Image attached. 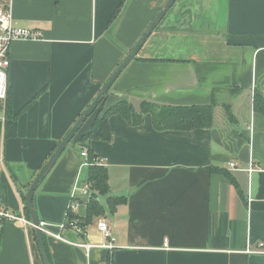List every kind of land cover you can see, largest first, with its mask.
Here are the masks:
<instances>
[{"label": "crops", "instance_id": "1", "mask_svg": "<svg viewBox=\"0 0 264 264\" xmlns=\"http://www.w3.org/2000/svg\"><path fill=\"white\" fill-rule=\"evenodd\" d=\"M166 1L13 0L16 24L44 37L10 46V120L0 136L7 206L26 214L31 182ZM256 91L264 95V0H177L100 107L213 103L214 124L157 129L151 113L138 125L112 114L113 138L88 147L108 168L110 195L126 196L115 210L99 196L113 247L103 246L95 216L82 232L64 228L69 242L45 236L51 264H107L110 255L113 264H264V253L246 251L264 242V112L254 107ZM83 147L71 141L39 184V220H66L73 188L88 176ZM251 163L260 170L249 173ZM35 234L7 223L0 264H44Z\"/></svg>", "mask_w": 264, "mask_h": 264}, {"label": "trees", "instance_id": "2", "mask_svg": "<svg viewBox=\"0 0 264 264\" xmlns=\"http://www.w3.org/2000/svg\"><path fill=\"white\" fill-rule=\"evenodd\" d=\"M106 96L104 97L103 101L106 99ZM8 98L9 91L7 99ZM103 101L92 113V115L95 113L96 115L90 130L86 133L79 134L81 130L80 128L73 138V140L75 139L88 148L89 159L92 162L87 167L88 176L86 182L90 184L91 194L96 193L98 195L97 198L92 196L89 198L87 202L88 213L83 222H81L82 226H86L87 224H89L95 216L106 214L107 208L99 200V196L107 197V205L110 210H115L119 204L126 201V196L110 195L108 168L104 164L93 161L94 158H96V154L92 151V149L88 147V142H91L92 140L110 141L113 138V133L109 123V117L112 114H120L130 124L138 125L141 123L144 114L151 113L153 116L154 125L157 129L192 130L196 128L211 127L214 124L215 105L213 103L205 105H165L159 104L154 101L143 100L140 103L139 108H137L134 104L127 100H120L107 108H103L100 107ZM254 107L264 112V95L258 91H256L254 94ZM227 111L229 117L232 118L233 114L229 107H227ZM9 120L10 115L7 111V123L9 122ZM222 171L229 177L232 182H235V179L230 173L225 170ZM24 197L26 201V196ZM25 209L26 214L30 217V213L26 204ZM75 216L76 215L74 213L70 214V218H74ZM47 253L50 258V252L48 248ZM107 264H113V258L111 255L108 258Z\"/></svg>", "mask_w": 264, "mask_h": 264}, {"label": "built area", "instance_id": "3", "mask_svg": "<svg viewBox=\"0 0 264 264\" xmlns=\"http://www.w3.org/2000/svg\"><path fill=\"white\" fill-rule=\"evenodd\" d=\"M44 37L43 32L40 29L28 28L17 25L13 15V0H0V136L4 133L7 126V114L5 111V102L8 96V70L11 63L10 60V46L16 40H37ZM82 156L85 157L81 164V168H87L91 164L89 159V152L87 147H83L81 152ZM100 164H104L102 158L96 157L93 160ZM3 162V157L0 156V164ZM231 168H235L237 163L232 161L229 163ZM248 172L260 170L259 167L253 163L248 167ZM91 197V187L88 182L75 185L71 194V204L67 211L66 220L60 224H50L46 221H39V228L43 231L44 235L51 236L58 240L68 241L63 234L62 230L66 227H71L77 232H82L84 227L81 225L83 222L82 218L77 214L78 207L83 201L82 198L89 200ZM74 213L76 216L70 218V214ZM9 222H17L23 225L34 228L35 225L31 218L23 213L18 212L15 209L7 206L4 201L2 194L0 193V235L4 230V227ZM97 226L102 231L106 244L103 246L112 248L115 237L112 233L110 223L105 215L98 216ZM89 248V244H82ZM165 246H168V239H165ZM248 253H264V242H259L256 249L247 248Z\"/></svg>", "mask_w": 264, "mask_h": 264}, {"label": "water", "instance_id": "4", "mask_svg": "<svg viewBox=\"0 0 264 264\" xmlns=\"http://www.w3.org/2000/svg\"><path fill=\"white\" fill-rule=\"evenodd\" d=\"M177 0H167L164 4V6L161 8L159 13L156 15V17L153 19V21L149 24L147 29L143 32L142 36L139 38L137 43L133 46V48L129 51V53L125 56V58L122 60V62L118 65V67L114 70V72L111 74V76L108 78V80L104 83L96 97L93 99V101L89 104V106L85 109V111L80 115V117L76 120L75 124L72 126V128L68 131V133L65 135V137L58 143L56 148L53 150V152L50 154L48 160L43 165L41 170L38 172V174L35 176L33 181L31 182L27 194H26V205L28 207L30 218L32 222L34 223L35 227V233L36 238L38 241V245L41 251V255L44 261V264H51L50 258L47 253V246H46V240L45 235L43 231L38 227L39 226V217L37 215V212L35 210L34 206V194L37 190L39 184L41 181L47 176V174L51 171L57 160L59 159L62 152L65 150V148L69 145V143L73 140L81 126L84 124V122L92 115V113L96 110L98 105L103 101L106 94L109 92L111 86L113 85L114 81L117 79V77L120 75V73L125 69V67L137 56L140 49L144 45L147 38L152 34L154 29L159 25V23L162 21V19L166 16L167 12L172 8V6L175 4ZM92 197H98L96 193L91 194Z\"/></svg>", "mask_w": 264, "mask_h": 264}, {"label": "rangeland", "instance_id": "5", "mask_svg": "<svg viewBox=\"0 0 264 264\" xmlns=\"http://www.w3.org/2000/svg\"><path fill=\"white\" fill-rule=\"evenodd\" d=\"M2 138L0 139V148H1V145H2V142H1ZM105 196L103 197V200H104Z\"/></svg>", "mask_w": 264, "mask_h": 264}]
</instances>
